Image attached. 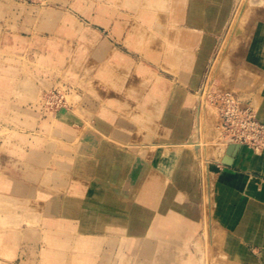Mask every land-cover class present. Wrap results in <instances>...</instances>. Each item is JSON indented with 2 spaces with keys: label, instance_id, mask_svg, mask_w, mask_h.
<instances>
[{
  "label": "rangeland",
  "instance_id": "rangeland-1",
  "mask_svg": "<svg viewBox=\"0 0 264 264\" xmlns=\"http://www.w3.org/2000/svg\"><path fill=\"white\" fill-rule=\"evenodd\" d=\"M134 1L135 7L127 4L130 0H0V96L16 100H0V141L18 140L19 131L34 130L33 116L37 115L44 121L40 127L49 140L66 146L68 130L62 129L61 136L51 133L46 129V118L50 117L52 128L67 125L80 130L77 139L68 144L71 150L74 145L86 146V166L80 171H99L100 167L89 159L106 155L104 145L111 143L123 149L128 158L146 160V165L138 167L144 170L142 186L145 169H153L148 161L159 152L177 147L197 158L198 185L205 192L211 182L206 177L212 173L209 165L220 169L228 164L222 162L224 142L234 140L253 150L264 148V122L255 117L261 127L251 126L264 98V65L238 54L254 26L251 13L256 8L264 14V1L255 5L251 0H235L240 10L237 17L243 11L250 12L237 19L236 6L221 27L211 19L206 21V14L202 23L188 18L190 9L184 1L207 4L209 0H173L170 11L158 7L157 0ZM103 43L107 46L99 52ZM190 52L208 55L187 67L179 55ZM152 91L163 97V106L174 123H181L183 114L189 116L190 134L184 139L173 137L178 128L176 124L167 128L162 111L151 106L152 114L149 112L150 103L145 99ZM51 99L55 102L48 101ZM173 104L176 109L169 110ZM63 109L80 119L52 122L51 117ZM187 137L195 141L186 143ZM71 170L76 174L77 165ZM85 179V183L72 180L70 190L75 186L81 193L65 191L64 195L70 193L72 199L65 205L72 210L81 203L85 212L100 205L118 219L124 210L96 199L100 187L105 190L109 185L106 176L96 171V176L87 173ZM5 191L0 186V264H58L54 259L60 257V264H103V259H109L104 264H186L183 260L191 251L201 259L200 264H241L223 246L221 232L212 230H198L194 242L185 247H163L160 254L151 257L155 262L140 254L137 245L129 246L124 241L114 247L103 243L96 261H89V255L79 253L71 244L74 236L82 234L73 229L45 232L49 238L44 237L38 251L36 246H29L35 231L28 230L37 226L41 216L33 213L37 209H31L29 200L22 203L6 197ZM34 203L36 206L37 201ZM21 210L27 213L17 214ZM96 216L111 218L108 214ZM51 217L67 220L66 215L54 214L48 220ZM23 228L27 229L24 233ZM85 233L122 238L118 231ZM60 234L66 239L64 243L70 241L65 254L54 242Z\"/></svg>",
  "mask_w": 264,
  "mask_h": 264
},
{
  "label": "crops",
  "instance_id": "crops-1",
  "mask_svg": "<svg viewBox=\"0 0 264 264\" xmlns=\"http://www.w3.org/2000/svg\"><path fill=\"white\" fill-rule=\"evenodd\" d=\"M209 1L214 11H217V15L207 17L206 21L211 19L216 27H221L230 18L229 9L224 18L219 20L220 5L217 0ZM225 5L229 8L232 6L230 0ZM191 6L192 4L189 6V14L194 12L192 9L195 7ZM255 19L254 26L250 27L249 42L242 47L240 55L258 60L264 65V14ZM106 46L103 43L99 52H103ZM189 55H208V52L196 55L190 52ZM6 87L8 88V84ZM0 100L16 102L15 99L5 96H0ZM260 101L258 111L264 118V98ZM166 111L163 114H167ZM33 117L36 119L34 130L19 131L18 140L0 141V186L6 190L5 196L18 199L22 203H27L29 200L31 209L34 207L37 209L33 213L41 216L37 226L28 230L35 231L32 242H29L30 247L36 246L37 250L41 251V246L45 243V232L73 229L77 232L81 231L82 234L74 236L71 244L79 253L89 255L91 257L89 261H96V255L101 252L103 243L114 247L121 241L129 246L137 245L140 254L151 259L153 255L160 254L161 249L167 245L185 247L190 241L193 243L198 230H212L221 232L225 241L223 246H226L228 252L235 257V262L264 264V151L256 152L242 146L232 162H226L222 158V162L229 165L223 164V167L218 169L214 164H210L212 173L206 174V177L211 182L203 192L198 185V160L193 154L178 148L159 152L148 161L147 165L152 166L153 169H145V184L142 186L144 170H139L138 167L146 165L144 162L146 160L138 158L135 162L134 159L125 156L123 149H119L116 145L103 144L108 153L99 157L94 155L93 159H89L100 167L99 171L91 169L87 173L96 176L97 171L106 176L105 182L109 185L106 191L100 187L96 199L109 202L110 205L124 210L117 219L111 215L110 210L103 209L100 205H97L94 211L88 212L82 209L81 200H79V208L74 206L70 210L68 205H65V202L69 204L72 200L70 193L67 197L64 195L65 191L73 194L81 191V188L75 186L70 190L72 180L86 182V170L80 171V167L86 166V146L74 145L75 148L71 150L68 144L77 139L80 130L67 125L52 128L48 121L49 117L48 120L46 118V129L51 130V133L61 136L62 129L68 130L65 133L68 143L66 146L61 142L50 141L40 127L41 122L43 124L44 121L37 115ZM77 119L80 118L74 117L65 109L51 117L52 122L57 120L58 123ZM260 120L264 122V119ZM173 124L178 125L174 121ZM110 133L111 130L106 134ZM182 133L183 137H179V129H177L173 132V137L181 140L186 134H190L187 129L182 130ZM170 155L174 157L171 159ZM78 158L85 161L81 163ZM76 165V174L72 175L71 168ZM101 167L109 169L103 170ZM216 170L217 173L214 174L213 171ZM42 198H45L44 202H40ZM34 200L37 201L36 206ZM24 213L26 214L27 211L17 212V214ZM54 214L66 215V222L53 217L48 220V216ZM102 214H108L111 218L103 219L96 216ZM26 230L23 228V233ZM86 230L118 231L122 238L118 240L112 237H99L95 234H86ZM52 237L54 239V234ZM65 240L63 234L53 240L60 245L63 254L71 246L70 241L64 243ZM195 242L197 247L198 241ZM25 245L26 243H23L22 246ZM237 254L240 256L239 259L236 258ZM54 261L58 264L63 262L61 257ZM101 262L104 264L109 262V259H103ZM183 263L200 264L201 259L191 251L190 256L184 259Z\"/></svg>",
  "mask_w": 264,
  "mask_h": 264
},
{
  "label": "bare ground",
  "instance_id": "bare-ground-1",
  "mask_svg": "<svg viewBox=\"0 0 264 264\" xmlns=\"http://www.w3.org/2000/svg\"><path fill=\"white\" fill-rule=\"evenodd\" d=\"M173 0H157V3L156 5L158 7H160L161 9L163 10H166V11H170L172 10V4L171 3ZM228 0H217L218 4L220 5L219 9H218V17H219V20H222L224 18V16L226 15V12L227 10L229 9V15L230 17L232 16V13L234 11V8L237 6L236 9H238V13L235 15L236 17L239 15L240 13V10L238 8V4H236L235 6V0H230V3H231V7L229 8V6L227 7L226 2ZM264 0H251V2L253 4H260V3H263ZM184 5L186 6H190V4H192L191 7H195L196 9L200 10V13H195V12H192V14H189V18L192 20V21H195V22H203V16H205L206 14V17H213L212 14H216L217 15V11L215 12L214 9L212 8V6L208 3V4H203V3H188L186 1H184ZM152 3V2H151ZM130 4L133 5L132 7H135L136 4H135V1L134 0H130ZM148 4V3H147ZM149 6H151V4H149ZM153 8H154V5H152ZM262 7V6H261ZM152 8V7H151ZM157 8V7H156ZM241 8V7H240ZM232 10V12H231ZM254 13H251L252 15H254V18L253 20H256L255 18L258 17L261 13V10L259 9H256L254 8L253 9ZM165 12V11H164ZM248 13L250 12V10L247 11ZM245 11H243L241 13V16L237 17V19H241V17L243 18L246 13ZM231 13V14H230ZM260 13V14H259ZM234 16V14H233ZM233 20V19H232ZM151 21V19H150ZM149 23V22H148ZM152 23V22H151ZM152 26V25H151ZM150 26V27H151ZM228 31V30H227ZM231 31V29H230ZM239 33V32H238ZM235 35V34H234ZM162 36V35H161ZM246 36V35H245ZM234 37V36H233ZM222 40V39H221ZM164 41V40H163ZM223 41V40H222ZM246 43L248 44L249 42V39H246L245 40ZM241 42V41H240ZM221 43V42H220ZM227 43V42H226ZM219 46V45H218ZM244 47V46H243ZM218 50V49H217ZM242 47L240 48V50L238 51L239 53L238 54H241L242 53ZM159 51V50H158ZM218 52V51H217ZM180 56V62L183 63L184 65H186L187 67H191L194 63H199L201 62V60H205L207 57L206 55H199V56H191V55H183V57ZM241 56V55H240ZM214 62V61H213ZM201 66V64H200ZM201 68V67H200ZM195 69V68H194ZM182 72V71H181ZM192 72V71H191ZM184 73V72H183ZM195 73V72H194ZM181 75V74H180ZM184 75H186L184 73ZM183 75V76H184ZM189 75V73H188ZM196 75V74H195ZM186 78V77H184ZM180 79V78H179ZM187 80V79H186ZM211 81V80H210ZM184 82V81H183ZM189 83V82H188ZM181 89V88H180ZM162 90V89H161ZM202 90V89H201ZM173 91V90H172ZM181 91V90H180ZM233 92V91H232ZM203 93V92H202ZM229 94V92H228ZM231 94V93H230ZM42 95V94H41ZM163 97L162 96H159L156 94L155 91H152L149 93L148 97H146V103H150L148 109L149 112L152 114V108H150L151 106L156 110L158 111L159 113H161V111L163 110V113L164 111L167 110V107H164L163 106ZM168 104V103H167ZM200 105V103H199ZM172 107H175L176 109V106L175 104L171 105V106H168L169 110H175L173 109ZM252 107V106H251ZM200 108V107H199ZM179 110V109H178ZM256 112V111H255ZM150 113H149V116H150ZM165 116H163L162 118V121L164 122V124L167 126L168 129H172L173 127V119L171 118L170 115H167V114H164ZM167 115V116H166ZM255 117H257V119H264L263 118V115L260 114V111H257L256 112V115ZM177 128L179 129V134L178 136L179 137H183V133H182V130H186L190 124V119H189V116H185V115H182V118H181V123H177ZM147 126L151 127L152 125L151 124H147ZM196 126V125H195ZM195 141V140H194ZM193 138H188L187 141H185L186 143H193ZM183 142V141H182ZM178 144V143H177ZM176 145V144H175ZM224 149H223V160L226 161V162H232L233 160H235V158L237 157V155L239 154L241 148H242V144L238 143V142H234L233 141H227V142H224ZM177 148V147H176ZM182 148V147H181ZM168 149V148H167ZM255 150V149H254ZM256 152H260V151H264V148L263 149H258V150H255ZM187 153V152H186ZM172 154V153H171ZM180 154V153H179ZM185 154V153H184ZM221 154V153H220ZM213 155V154H212ZM221 156V155H220ZM174 155H170L169 158H173ZM178 157V156H177ZM181 157V156H180ZM184 158V157H183ZM186 158V157H185ZM179 160V159H178ZM205 227V226H204ZM205 261V260H204ZM203 261V262H204Z\"/></svg>",
  "mask_w": 264,
  "mask_h": 264
},
{
  "label": "built area",
  "instance_id": "built-area-1",
  "mask_svg": "<svg viewBox=\"0 0 264 264\" xmlns=\"http://www.w3.org/2000/svg\"><path fill=\"white\" fill-rule=\"evenodd\" d=\"M48 101L52 103L54 100L51 99V100H48ZM54 102H55V101H54ZM246 110H248V108H246ZM248 116L250 117V115H248ZM254 118H255V116H254ZM251 126H254V127H261V124H260V122L255 118V121L252 122ZM262 144H263V146H264V140H262Z\"/></svg>",
  "mask_w": 264,
  "mask_h": 264
}]
</instances>
